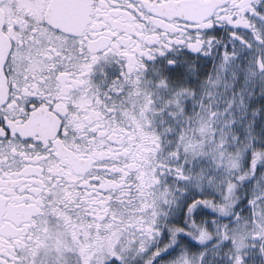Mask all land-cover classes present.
I'll return each mask as SVG.
<instances>
[{
    "label": "snow or ice",
    "instance_id": "snow-or-ice-1",
    "mask_svg": "<svg viewBox=\"0 0 264 264\" xmlns=\"http://www.w3.org/2000/svg\"><path fill=\"white\" fill-rule=\"evenodd\" d=\"M0 264H264V0H0Z\"/></svg>",
    "mask_w": 264,
    "mask_h": 264
}]
</instances>
